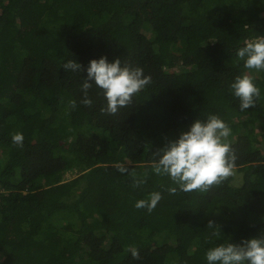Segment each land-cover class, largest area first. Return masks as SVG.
Wrapping results in <instances>:
<instances>
[{"label": "trees", "instance_id": "trees-1", "mask_svg": "<svg viewBox=\"0 0 264 264\" xmlns=\"http://www.w3.org/2000/svg\"><path fill=\"white\" fill-rule=\"evenodd\" d=\"M258 36L264 0H0V264H208L209 248L264 237V99L241 112L230 89L248 72L264 96V71L236 56ZM105 56L151 77L115 115L95 85L81 103ZM211 114L242 182L170 194L154 154ZM153 191L151 213L134 206Z\"/></svg>", "mask_w": 264, "mask_h": 264}, {"label": "clouds", "instance_id": "clouds-1", "mask_svg": "<svg viewBox=\"0 0 264 264\" xmlns=\"http://www.w3.org/2000/svg\"><path fill=\"white\" fill-rule=\"evenodd\" d=\"M236 56L243 61L247 70L264 71V36H258L244 41ZM66 71L81 72L83 67L75 60H69L62 65ZM151 83V77L146 76L140 67L122 64L117 58L109 62L107 57L93 59L87 67V77L83 80V99L81 103L91 108L92 99L88 92L95 85L103 95L106 105L102 113L115 115L120 108L133 102V97ZM233 95L239 100L240 111L254 108L258 100L264 99L254 78L245 72L235 78L230 85ZM76 107V102H70ZM231 128L218 115L211 114L206 120H196L190 130L181 133L178 139L172 140L154 154L158 159L152 163V171L159 176H167L177 187H169L167 191L175 194L183 192H207L213 186H218L234 174L236 156L227 142ZM12 143L18 148L24 147V136L20 132L12 134ZM117 171L127 173L123 165H117ZM133 187L146 183L148 173L138 177L131 173ZM162 199L158 191L151 192L146 199L135 203L137 209H146L151 213ZM208 228H215L213 221L208 222ZM213 235H218L213 232ZM134 259H139V251L130 247ZM208 264H264V237L246 239L241 244L231 242L221 243L209 248L205 253Z\"/></svg>", "mask_w": 264, "mask_h": 264}, {"label": "rangeland", "instance_id": "rangeland-1", "mask_svg": "<svg viewBox=\"0 0 264 264\" xmlns=\"http://www.w3.org/2000/svg\"><path fill=\"white\" fill-rule=\"evenodd\" d=\"M235 183L240 184L242 182V173L234 168ZM73 175L69 173L66 174V177L71 178Z\"/></svg>", "mask_w": 264, "mask_h": 264}]
</instances>
